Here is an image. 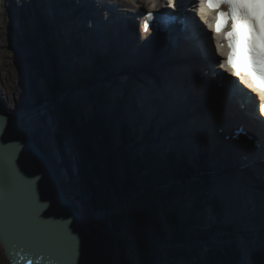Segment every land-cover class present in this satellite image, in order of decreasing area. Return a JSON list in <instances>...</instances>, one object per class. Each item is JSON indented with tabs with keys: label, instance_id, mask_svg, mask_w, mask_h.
Here are the masks:
<instances>
[{
	"label": "bare ground",
	"instance_id": "6f19581e",
	"mask_svg": "<svg viewBox=\"0 0 264 264\" xmlns=\"http://www.w3.org/2000/svg\"><path fill=\"white\" fill-rule=\"evenodd\" d=\"M74 1L70 2L71 7ZM95 1L98 3L95 14L100 17L99 21L94 22L95 31L101 36H104L105 32H108L110 36L113 32L111 43L105 36L101 39L104 49L117 51V59L113 60L110 68L117 69L116 73L129 76L132 91L131 95L128 93L130 99L125 93V99L131 101V106L139 103L136 106L137 115H132L129 119L124 115L125 121L122 120L121 123L128 125L129 128L131 126L138 128L147 124V129H143L140 136L141 144L135 136L137 133L131 129L135 137L133 144H140L143 149L154 150L163 158L169 153L179 158V154L184 153L193 168L207 172L215 180L212 190L225 206L226 221L231 222L239 218L243 222L238 220L241 223L239 226L241 230L237 233L239 235L237 241L243 247L242 252L238 245L242 257L239 264H264V140L257 136L260 144L259 147L254 148V143L244 135L239 136L243 141L235 143L231 140L227 141L226 136L219 131L221 126L231 130L243 123L246 125L252 123V126L257 127L258 120L264 119V114L256 112V105L253 104L261 100V92L255 90L248 79L243 78L225 64L227 55L220 53V49L217 50V44L222 43L220 41L222 36H217L214 29L208 25L212 23L214 26L216 18L209 12L198 16L208 26L217 42L216 45L214 44L215 55L220 61L217 69L239 78V82L228 79L226 85L212 84L210 88H213L216 95L209 99L206 93L209 86L203 85L205 82L202 81V84L200 80L204 75H209L211 70L217 77V72L213 61L206 62L207 67H204L205 63L201 59L206 56L205 52L192 46L188 41L178 43L176 48H171L167 42L162 44L154 42V38L148 44L146 42L151 33L145 35L143 25L140 26V23L144 22V17L148 13L164 7L165 3H168L167 0H92V3ZM84 17L83 12L80 14L74 12L73 22L81 23ZM192 18L187 34L198 37L199 28L196 26L194 15ZM45 22L47 23L46 19ZM85 33L87 34L86 31ZM90 37L87 40L89 42ZM199 38L194 39L198 43L197 46L206 47V38ZM13 54L16 53L13 52ZM5 57L0 58V84L5 76L3 70ZM18 57L20 59V56ZM211 57L212 54H209L208 58ZM200 60L202 63L198 64ZM61 66H63L62 69H67L64 63H61ZM144 70L146 73L143 74ZM145 89L150 92L149 98L144 96ZM23 91L20 87L17 90L20 97L24 96ZM225 91H232L234 99L230 98L229 103L223 104L218 96ZM26 98H24L25 101ZM262 101L264 103V100ZM28 105L26 103L22 105L24 114H27L26 112L31 114L33 111L35 116L43 114L41 108H30ZM131 106L129 107L128 103L120 105L125 114L128 113V107L130 113L132 109L135 110ZM141 115L144 120H136L137 116ZM234 120L235 123H233ZM146 133L149 141L153 139L156 146L148 143ZM57 145L55 146L57 154L63 158L60 147ZM211 150H214V156L208 155ZM217 151L219 152L216 153ZM141 152L144 150L141 149ZM201 159L205 162L204 166H201ZM189 170L186 167L185 172L175 176L184 182L183 177H189L187 176L190 174ZM230 173H235L237 176L225 178ZM248 222L251 224H244ZM246 242H250L251 246Z\"/></svg>",
	"mask_w": 264,
	"mask_h": 264
},
{
	"label": "trees",
	"instance_id": "16d2710c",
	"mask_svg": "<svg viewBox=\"0 0 264 264\" xmlns=\"http://www.w3.org/2000/svg\"><path fill=\"white\" fill-rule=\"evenodd\" d=\"M38 1L40 0H30L32 4L27 5V9L20 14L23 21L30 20V27L33 28V32L28 36L27 45L31 44L37 48L39 75L49 79L45 100L57 101L54 106L56 113L53 111L52 114L55 113L61 120L60 141L63 142L68 137L78 145L84 175L90 179L89 187L94 204L97 209L106 212L101 228L104 230V236L111 243L112 255L116 254L119 245L121 250L118 257L119 264H163V262L172 264L174 261L176 264L177 260H189L193 257L199 259L201 264H234L240 258L237 243L228 248L226 246L224 252L213 247L211 252L204 255L201 244L190 240L192 237L212 236L214 231L232 232L235 228L234 224L223 223L221 218L223 206L217 197L210 196L209 185L195 181L194 185L186 190L190 196L194 192L199 195V199L190 211L183 202L176 210L166 208V204L171 203L175 195L178 203L182 201L181 198L184 196L182 190L185 189L181 190L178 185L166 186L162 183L156 185L154 181L160 175L174 174L178 168L183 169L185 167L183 160L173 155L163 158L151 149L140 155L135 153L136 144H133L135 137L131 133V128L120 122L119 130L114 121H111V118L108 120L107 116H99L94 112L90 115L85 114L83 105H86L87 98L83 96L71 95L57 100L58 96L72 90L77 82L65 75L59 64L61 57L56 49L58 45L50 37L54 27L45 22L46 15L41 11L42 6L45 8L46 2L42 0L44 5L40 6ZM61 1L68 7L65 0ZM64 15L62 21H67L68 17ZM77 36L74 35L72 41L74 46L82 51L83 46ZM94 59L93 70L100 77L105 75L108 58L102 57L97 51ZM129 90L130 86L125 88L124 93ZM93 94L96 99L100 98L106 104L104 98V95H107L106 91L101 90ZM150 184L154 185L145 191L144 188ZM134 194L138 196L132 197ZM208 197L210 200L207 199ZM125 199L128 200L127 206L120 209ZM208 204L212 206L214 224L209 225L207 229L205 227L195 229L197 222L201 218L205 219L203 212ZM117 208L120 210L118 211ZM183 210L182 216L180 213ZM154 240L157 244L153 242ZM179 240L185 247L176 246V241ZM191 246H194L193 249H190ZM201 253L203 257L200 256ZM155 260L157 263L154 262Z\"/></svg>",
	"mask_w": 264,
	"mask_h": 264
},
{
	"label": "rangeland",
	"instance_id": "374dc122",
	"mask_svg": "<svg viewBox=\"0 0 264 264\" xmlns=\"http://www.w3.org/2000/svg\"><path fill=\"white\" fill-rule=\"evenodd\" d=\"M44 1L46 2L45 8L42 6V5H44V4H42V0L38 1V4L40 6H42L41 11H43L46 14L45 19L47 20V22L49 24H52L54 27L53 32H52L50 37H51L52 41L58 45V46H56V49H58V52L60 53L59 55L61 57V60L63 61V62L60 61L59 64L61 65V63H64L67 66L66 70L62 69L64 74L67 75L68 77H71L74 82L75 81L77 82L76 86L72 90H70L68 93H65L64 95H62L61 99H65L64 97H68L71 95L74 97H82L83 96V97L87 98L86 105H83L85 107V108H83L85 111V114L90 115V114H92V112H94L95 114H98L99 116H104V117L107 116L108 120L111 118V121H114L115 126L119 129L120 125L122 124V123L120 124V122L122 120L125 121L124 119L126 116H128V119H129L130 116L132 117V115H137L136 106H138L139 103H134V105L131 106V104H132L131 101L126 100L127 98L125 99V97H126L125 93H124L125 88L131 86V79L129 78V76L122 75L121 73H116L115 71H117V69H115V68L111 69L110 68V64L114 60L113 52L109 49H104L103 46L101 45V39L104 36H99V35L96 36L95 34H93L95 31L93 25H94V22L96 21V18H97L96 14H95V11H97L96 5L92 4V0H76V1L73 0L74 1V5L72 6L73 12H75V13L78 12V14H80V12L81 13L83 12V14H85V17H84L85 19L83 18L81 21H83V20L86 21L85 25L90 30L92 29L91 31L87 32L85 37H83L82 33H78V32L76 33L72 29V27H73V25H72L73 16L70 18V20L62 21V19L65 16L64 14H66L67 17L71 15L69 5H68V7H66L64 2H62L61 0H44ZM69 1L71 2L72 0H65V3H69ZM95 3L98 5V3L96 1H95ZM31 4L32 3H30V0H0V31H1L0 32V38H1V42L3 44L2 46L0 45V55L6 54V53L8 54L7 55L8 57L6 59L7 64L5 66L6 69H8V71H11V68H14L15 75L12 76L10 74L7 77L8 83L10 85H12L13 82L18 83V69L16 67H20V66L23 67L22 68L23 72L21 73L22 75H19L20 76L19 82H21L22 89H23L22 83L24 81V84H25L24 87H26V89H23L24 90L23 91L24 96L22 95L21 99L22 98L23 99L21 101H23V103H25L24 98L27 97V95L29 94L31 100L34 103L35 108L36 107H42V106H44L43 104H45L47 106V111L45 112L43 118L40 117V119L42 120V122L44 124H46V127H48V128H49V125L46 122H47V120H48V122H51L50 130L54 134L55 138L57 136V139L59 142L60 141L59 134L61 133V122H60L61 120L59 119V117L57 115H55L56 112L54 111L55 102H57V101L56 100H51V101L45 100L47 98L45 91H46V86L49 83V81H48L49 79L45 78L44 76L39 75V66H38V63H39L38 60L39 59H38V54H37L38 53L37 48L31 44L27 45L28 36L33 32V28L30 27L31 22L29 19L23 21L20 18V14L22 12H24L25 9H27V7H28L27 5H31ZM77 4H78V6H77ZM65 8H66V10L64 11ZM76 27L78 28V26H76ZM63 28L65 30H63ZM55 31H58V32H55ZM76 34L78 35V38L81 39L80 42H81V45L83 46L82 51H80L78 48H76L74 46V42L72 41L73 40L72 37ZM90 36H91V38H90L91 41L89 42L87 40ZM124 36L125 35H123V37ZM75 38H76V36H75ZM96 48L98 50L102 51V53H101L102 57H107V55H108L107 71H106L105 75H103L101 77L99 76L98 73H96L93 70L94 69L93 68L94 67L93 62L95 61V59L93 58V54H94ZM14 49H16V50L18 49V53L17 52H15V53L18 54V56H20V59L21 58L23 59L25 57L24 62L20 65H18L17 59L15 60L13 58L12 53H11V51ZM76 51H78L77 52L78 54L76 53ZM197 63L201 64L202 61L200 60ZM44 64H46V63L44 62ZM144 73H146L145 70H144L143 74ZM74 74L76 76L73 77ZM210 77L211 76L208 74L204 75L200 80L201 83H202V81L205 82ZM106 78H109V79L106 80ZM78 84H80V85H78ZM203 85H206V84H203ZM19 87L20 86L18 84L17 90L19 89ZM9 90L11 92V89H9ZM101 90L106 91V93H107V95H104V98L106 100V104L100 98L96 99V97L93 94V92H97V91H101ZM131 91L132 90L130 87V90L127 92V94L130 93V95H131ZM206 93H207V96L209 99H211L212 96L213 97L215 96L213 88L209 87V89L206 90ZM149 94H150V92L148 90L146 91V89H145L144 96L149 98L150 97ZM130 95H129V99H130ZM134 100H138V99L134 98ZM122 103H125V104L128 103L129 107L131 106V107L135 108V110L132 109V112L130 113L129 107H128V111H127L128 113L125 114V112H123V110H122L123 107L122 108L120 107V105ZM36 109H40V108H36ZM53 111L55 112L54 115L52 114ZM51 115H53V116H51ZM124 115H125V117H124ZM136 120H144V118L141 115V116H137ZM235 120H237V119H235ZM235 120L233 122H235ZM136 124H138V122H136ZM146 126H147L146 123L139 126L138 128H133L131 126L132 131L137 133L135 136H136V138H138V143H140V144H141L140 136H142L141 134L143 133V129L144 130L147 129ZM145 135H147L146 138L148 140V143H150L153 146H156L153 142V139H150V141H149L148 134L146 133ZM146 138H145V140H146ZM145 140H143V141H145ZM140 144H136L137 147L134 148L135 153H137L139 155L143 154V152H141V149L144 151L147 150V148L143 149ZM59 145L61 146V153H62L63 158H64V159L62 158L64 167L68 170V173H69L67 188H69V189L71 188V190H73V187H74L75 192L74 191L73 192L75 194L78 193L77 195L79 196L80 200L84 204V210H87V209H89L90 205L93 203V202H91L92 197L90 195L91 194L90 187H89L90 179L87 178L86 175H84L83 168H82V161H81L82 156H81V152L78 148V145L74 142V140L72 138H68V137L63 140V143L59 142ZM218 147L220 148V146H218ZM182 151L186 152V150H183V149H182ZM218 152L219 151H217L216 153H218ZM180 154H179V158H180V160L184 161L185 167H183V169L178 168L176 173H174V174L166 173L163 176L160 175L154 181L156 185H159L161 183L165 184L166 186L178 185L181 190L185 189V190H182V192L184 193V196L181 198L182 201L180 200V202L178 203V201H176L177 197H176L175 193H173L175 195V197H173L174 200H172L171 203L166 204V208H168L170 210H176L178 208V206L181 205V202H183V204L185 203V205L188 206L189 211L191 209H193V205L199 199V195L194 192V194L192 196H190V193H186L187 192L186 190L189 189L190 187H192L194 185L195 181H199V182H202L203 184L209 185V193L211 194L210 196L211 197H217L218 199H220V197L218 195H216L212 190L213 182L215 180L212 177H210L207 172H203L201 170H198L199 168H197V169H195V167L193 168L192 163H190V161H188L185 154L184 153L181 155ZM169 155H173V153H171V154L169 153ZM208 155L214 156L215 155L214 150H211ZM200 163L202 164L201 166H204V164H205V162H203L202 159H201ZM186 167H188L190 169L189 170L190 174L187 175L189 177H183V179H184V182H183L181 180V178L179 179L175 175H179V173L185 172ZM71 171L73 173V176H71V174H70ZM198 171H200V172H198ZM198 173H201V174L198 175ZM210 173H212V172L210 171ZM205 174L207 175L206 177H205ZM231 176H237V174L230 173L225 178H229ZM151 185H154V184H150V186H146L144 188V190L146 191V189L151 187ZM140 192L142 193L143 190ZM135 196H138V194L132 195V197H135ZM191 198H193V199H191ZM207 199L210 200V197H208ZM220 201H221V204L223 206V212L221 215L223 223L226 225H229V224L233 225L234 224L235 228L232 232H228L226 230H223L222 232L214 231L212 236H204V237L198 236L196 238L192 237L190 240L195 241L198 244H201L203 251H204V255L208 252H211L213 247L217 248V250H221L222 252H224V248L226 246H227L226 248H228V247H230V245L233 246L235 243H237L239 245L240 251L243 252V250H242L243 247L241 246V243L237 241V236L239 237V235H237V233H239V231L241 230L239 226L241 224L240 221L242 222V220L239 218H236L237 220H234L231 222L226 221V215L224 212L225 206H224L221 199H220ZM79 203H80V201H79ZM127 203H128V200L125 199L124 201H122L119 208L120 209L124 208L125 206H127L126 205ZM83 204H81V205L83 206ZM226 207H227V204H226ZM119 208H117L118 211L120 210ZM183 212H184V210L182 211V213H180V214H182V216L184 215ZM203 214H205V217H204L205 219L201 218L197 222V224L200 226H198V225L195 226V229H200L202 227H205L207 229L209 225L214 224L215 218L212 214V206L210 204H208V206H206V210H205V212H203ZM103 216L104 215H102V218L98 219L99 225L101 223H103V221L105 219V218L103 219ZM238 220H240V221H238ZM244 224L246 225V224H251V223L248 222V223H244ZM198 227H200V228H198ZM100 230L103 233V235H105L104 230L101 227H100ZM153 242L155 244H157L156 240H154ZM246 243H247V245H249L248 243H250V242H246ZM164 244H168V243H164ZM176 244H177L176 246L182 247V245H183V247H185L184 243L182 244V241H180V240L176 241ZM158 245H162V243H158ZM249 246H251V243ZM193 247L194 246H191L190 249H193ZM187 249H189V247H187ZM120 251L121 250L119 248V245H117V248L115 251L116 254L110 256L111 259L113 258L112 263L114 261L115 264H119L118 257H119ZM240 251H239V253H240ZM108 255H109V252H108ZM200 256L203 257V253H201ZM240 257H241V255H240ZM241 258H238V260L235 261L234 264H239V262L241 261ZM154 262L157 263L156 260ZM174 263H175V261L172 262V264H174ZM163 264H164V262H163ZM176 264H201V263L199 262V259L196 260V257H193V259L189 258V260H179V261L177 260Z\"/></svg>",
	"mask_w": 264,
	"mask_h": 264
},
{
	"label": "water",
	"instance_id": "95a60500",
	"mask_svg": "<svg viewBox=\"0 0 264 264\" xmlns=\"http://www.w3.org/2000/svg\"><path fill=\"white\" fill-rule=\"evenodd\" d=\"M0 45H3L1 38ZM13 52L18 53V49L11 53L18 65L22 64L25 57L19 59L18 54L16 56ZM7 55H0V58L6 56L3 65L6 76L0 84V166L8 189L9 214L6 224L8 243L0 240V264H115L110 258L111 243L100 230L102 223H98L102 215L104 219L106 212L96 208L91 189L93 203L84 210L74 187L73 190L67 188L69 173L55 149L58 144L61 150L59 142L62 141L58 142L57 136L54 137L50 130L51 122L47 120L48 128L40 119L47 106L36 107L43 110L40 116H35L34 111L24 114L23 101L17 92L18 84L22 89L19 75H22L23 67H16L18 83L10 85L7 77L15 75V72L14 68L8 71L5 67ZM209 75L211 77L205 81L207 86L226 85L214 77L212 70ZM22 84L26 89L24 81ZM231 92L220 94L224 96V99L221 97L224 104L229 103L230 98L234 99ZM61 97L58 96L57 100H62ZM26 99L27 102H24L29 104L28 107L35 108L29 94ZM260 104L259 101L253 104L256 105V112H260ZM252 125L248 123L250 133L264 140V119L258 120L257 127ZM221 130L227 140L230 130L225 126H221ZM70 174L73 176L72 171ZM22 224L34 226L43 235L44 242L21 243L19 234Z\"/></svg>",
	"mask_w": 264,
	"mask_h": 264
},
{
	"label": "snow or ice",
	"instance_id": "6c2138e0",
	"mask_svg": "<svg viewBox=\"0 0 264 264\" xmlns=\"http://www.w3.org/2000/svg\"><path fill=\"white\" fill-rule=\"evenodd\" d=\"M201 2L217 13L214 31L217 34L224 32V40L229 50L226 58L228 67L242 76L250 77L256 87L264 91V0H201ZM169 3H172V0H169ZM224 5L228 11L222 10ZM148 16L151 18L152 13H148ZM229 22L231 29L225 32ZM222 47L223 45L217 44V50ZM261 100H264V97H261ZM259 108L264 114V103H261ZM12 163L15 165V161ZM8 214V189L3 168L0 166V240L6 244ZM19 240L21 243L31 245L44 242V237L34 226L22 224Z\"/></svg>",
	"mask_w": 264,
	"mask_h": 264
}]
</instances>
